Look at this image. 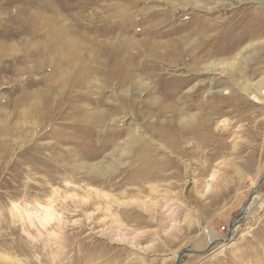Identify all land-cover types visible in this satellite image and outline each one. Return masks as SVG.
Wrapping results in <instances>:
<instances>
[{"label": "rangeland", "instance_id": "obj_1", "mask_svg": "<svg viewBox=\"0 0 264 264\" xmlns=\"http://www.w3.org/2000/svg\"><path fill=\"white\" fill-rule=\"evenodd\" d=\"M132 1L0 0V264H10L9 257L51 264L48 250L71 260L85 255L83 264H177L184 250L203 254L184 253L179 264H264V183L253 193L264 176V103L238 90L240 80L252 88L264 82V0L229 1L210 16L193 9L191 0ZM204 1L219 6L224 0ZM123 6L130 20L124 26ZM199 16L212 18L220 30L215 46L200 56L245 62L229 85V74L213 75L225 82L216 90L228 87L240 101L239 116L229 109L215 124L232 123L228 142L240 144L237 160L222 158L206 170L200 155L171 159L182 177L168 182L171 201L157 198L160 209H149L141 201L148 193L138 195L135 177L127 181L143 164L142 147L164 159L160 145L168 152L196 145L195 132L185 133L190 127L179 125L173 108H183L178 99L195 82L211 89L210 75L185 70L175 56L153 61L150 48L186 36L171 24L201 30L194 20ZM249 44L259 53L240 58L243 48L251 51ZM117 69L128 75L112 78ZM185 80L194 82L187 86ZM175 86L183 92L171 94ZM188 110L179 112L197 113ZM131 135L138 139L127 146ZM242 145L247 149L241 153ZM99 161L116 166L93 183L87 171ZM121 180L125 187L110 188ZM209 183L212 191L204 194ZM166 203L172 209H162ZM49 208L62 214V226L43 220Z\"/></svg>", "mask_w": 264, "mask_h": 264}, {"label": "bare ground", "instance_id": "obj_2", "mask_svg": "<svg viewBox=\"0 0 264 264\" xmlns=\"http://www.w3.org/2000/svg\"><path fill=\"white\" fill-rule=\"evenodd\" d=\"M191 1H193V3L195 4L193 6V9L198 10V11L210 16V15H212L213 12H215L217 10H221V8L225 9L226 7L230 6L231 4L228 5V4H226V2L233 1V0H224L223 3L220 4L219 6L209 4L208 2H205L204 0H191ZM250 1L255 2L256 0H236L237 3L250 2ZM257 1H259V0H257ZM175 6H176V4H175ZM185 10H186V8H185ZM121 11H120L121 12V21L120 22H122L123 26H124L127 24L128 21H130L128 18H126L128 15V8L126 6H123ZM199 17H200V19L198 18V19H194V20L198 21L199 25H200V21H201V25H202L201 30L199 28L196 29V27H198V26L192 27L190 29L186 28V24L187 25L191 24L188 22L185 24L179 25V26H174L173 24H171L173 26L172 31H178V30L185 31L186 36L180 38L181 41L179 43H176L175 45H171L170 47L167 46L164 48V47L158 45V46H155L154 49L150 48V50L155 51L154 58H152L153 61L172 62V61H175V59H173L171 56H175L176 61L179 62L180 64H182V66L185 68V70L189 69V68L194 69L195 71L199 72V73H195L198 76L199 75L202 76L201 73H203V75L204 74L210 75L211 89L209 88V91L206 92L207 90L204 91L205 85H203L202 83L195 82L194 84H192L194 81L192 82L189 80H185L184 85H186V82H187L188 83L187 86H189L191 84H192V86L188 87V89L185 91V93H183V95H181L178 99V104L180 105V107H183V108H173V109H175V111H173V112H175L176 115H178L179 125L183 128L184 127H190L188 129L186 128V130L184 129L185 133L189 134L192 131L195 132L194 138L197 140L196 145H193L190 147H185V148L182 147L180 150L176 146L175 148L177 150H175L174 152L173 151L168 152L164 146L160 145L159 148L161 150L165 151L164 152L165 153L164 159L156 158L155 156H157L159 152L153 150L151 147H149L147 145H144L142 147L143 164L141 165V168H138V170L132 176L127 177V181H131L135 177L134 180H135V184H137L136 191H137L138 195L144 196V194L148 193V196L146 198L149 200L148 201L147 200H141V201H143L142 202L143 205H146L149 202L150 203V205L148 204L149 209H160L159 208L160 206L158 205L159 203L155 202L157 200V198H162V200L165 199L167 201L170 200L169 198H171V197L167 196V195H169V192H170L169 188H171V185L168 182L172 177H179L182 173L181 167L179 166L180 164H178L177 162H172L171 159L178 157L179 158L178 160L183 162V158H185V156L189 157V156L200 155L201 157L199 158V160H201L203 157H206V162H208L206 167H205L206 170L211 169L212 162L217 161V160L222 159V158L223 159H229V161L231 163H235L237 160V157H235L234 152L240 146V144L235 143L234 145H231L230 144L231 142H228V139L231 138V136H233L232 123L226 120V121L217 122L216 126H215V124H216V119H218L219 117L226 116L230 112L229 109H232L233 112L235 110V112L237 113V116H239L238 113L240 112V110L238 108V104L240 101L237 100L235 97L230 96L231 90L228 87L224 88L222 91L216 90V86L220 85L222 83L218 82L219 80H218L217 76H213V75L218 74L219 79H220V78H223V76H226V74L227 75L229 74L230 79H227L226 82H227V84L228 83L230 84V80H232L233 76L239 70L242 69L241 68L242 64L245 62H242L244 60L241 61L240 59H238L240 61H237L238 56L236 57L235 60H233L234 58L228 59L225 57L224 59H222L219 62L218 61L216 62L213 60L210 61L209 59H207L208 57L205 59L204 56H200V53L202 51H204L208 47L215 46V45H213V40L215 37L218 38L220 30H219V26L213 22L212 18H210V17L203 18L204 16H199ZM169 31L171 32V30H169ZM160 33L164 34V33H167V31L166 32L165 31L164 32H157V35H159ZM168 34H170V33H168ZM201 39L203 41L200 43ZM95 44L97 45L96 41H95ZM157 44H159V43H157ZM191 46H194V47L189 50V47H191ZM247 47H251L250 48L251 51L249 52L248 49L245 51L246 48H243L242 51L243 52L245 51V52L240 53V54H242V57H240V58H242V59L243 58L244 59L253 58L254 56H256L259 53V49H256L253 46V44H249ZM117 53H118V50L115 49L114 55L116 57L111 59V61H113L116 64V66H117V61H119L118 57H117ZM170 53H174L175 55L169 56ZM240 54H238V55H240ZM72 57H75V55L72 54L71 58ZM185 59H188L189 62L186 63ZM175 63L176 62H174V64ZM169 65L171 66V64H169ZM83 67L88 68L87 74L89 76H92V70L89 71L90 66L83 65ZM148 68H149L148 65L144 66V69H148ZM118 69L114 73L111 74L112 78H115V77L119 76L120 74H123V72H124V74L128 75L127 70L125 71L124 69H122V70H118ZM163 81H164V79H163ZM199 83L202 84V86H198ZM224 83H223V85H220V86H224ZM238 84H239L238 90H240V91L243 90V91L249 93V96H248L249 101H251L257 105H261L264 103V82H261L259 84L254 85L253 88L250 86H247V85H242L243 82H241V80L239 81ZM220 86H218V87H220ZM182 89L180 86H175L172 88L171 94H174V95L180 94ZM165 90H167V89H165ZM182 92H183V90H182ZM225 95H229V96L225 100H222V98ZM229 106H230V108H229ZM162 107L163 106H160L159 108L162 109ZM160 109H159V111H160ZM182 110H188V111L197 110V113H193L190 115L188 113V115H186L184 113L179 112V111L184 112ZM198 111H200L201 113L202 112L204 113L202 115V120L200 121L199 124H198V121H199L200 112H198ZM114 121H116V120L114 119ZM137 139H138L137 136L131 135L129 140L126 142V145L127 146L133 145ZM207 147H212L213 152L210 154L208 152H205V149ZM246 149H247V147L245 145H242L240 148V152L242 153V152L246 151ZM113 159H115V157H113ZM115 163L116 162H113V161L112 162H108V161L95 162V163H92L89 166L88 171L87 170L86 171H87V174L92 178L91 181L93 183H96V179L98 177H104L108 173L113 172V170L115 169V166H116ZM198 163L201 164L200 162H198ZM173 168H175V171L170 173V171ZM181 177H182V175H181ZM210 177L211 178L209 179V181L213 182L215 179L218 178V171H215ZM122 181L123 180L117 182L116 184H112V186H110V188L120 189L122 187H125V183ZM161 184H165L168 186L162 187V186H160ZM204 188H205L204 194L210 193L212 191L211 183L207 184L206 187H204ZM125 192H126V190H125ZM96 193L100 194V192L98 190H96ZM196 203L200 204L198 199H196ZM167 204L168 203H166L165 206L163 204L164 207H162V209H172L171 207H169L170 205L168 206ZM246 207H247L246 209H248V205ZM144 208H146V207L143 206V209ZM109 209H110V207H108L107 211H109ZM117 217H115V218H117ZM43 220L44 221L55 220L58 222L59 226H62V224H63L62 214L61 215L56 214L54 208L47 209L46 215L43 217ZM205 232H206V236L209 239H212L214 237V234H213L214 232H212L211 230H205ZM48 252L50 253V254H48V256H50V258H51L50 259L51 264H83L85 262V255L84 256L82 255L81 257H79L77 255L78 256L77 260H71L70 258L62 256L63 255L62 253H60V255L57 254L58 251H57V253L56 252L52 253L51 250H48ZM89 259H91V258L89 257ZM8 263H10V264H43L42 259L39 257H36L34 260L18 259V258L11 259L9 257ZM85 264H89L88 260Z\"/></svg>", "mask_w": 264, "mask_h": 264}, {"label": "water", "instance_id": "obj_3", "mask_svg": "<svg viewBox=\"0 0 264 264\" xmlns=\"http://www.w3.org/2000/svg\"><path fill=\"white\" fill-rule=\"evenodd\" d=\"M263 183H264V176H263V178H262V180H261L260 185H259L256 189H254L253 193H254L255 191H257V190L263 185ZM253 193H252V194H253ZM249 203H250V201H248V202L246 203V205H245V207H244V210L246 209V206H247ZM213 244H214V243L212 242L211 245L213 246ZM212 246H210L206 252H208V251L212 248ZM184 253L203 254V253H200V252H194V251H191V250H184V251L180 254V258H179V260L177 261V264H179L180 261L183 259V254H184Z\"/></svg>", "mask_w": 264, "mask_h": 264}]
</instances>
